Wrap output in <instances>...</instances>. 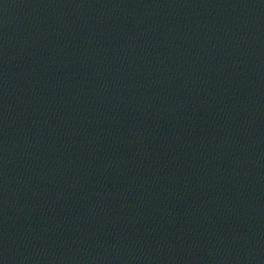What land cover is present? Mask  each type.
<instances>
[{"label":"water","instance_id":"1","mask_svg":"<svg viewBox=\"0 0 264 264\" xmlns=\"http://www.w3.org/2000/svg\"><path fill=\"white\" fill-rule=\"evenodd\" d=\"M0 264H264V0H0Z\"/></svg>","mask_w":264,"mask_h":264}]
</instances>
